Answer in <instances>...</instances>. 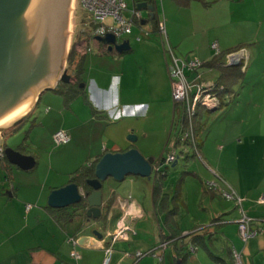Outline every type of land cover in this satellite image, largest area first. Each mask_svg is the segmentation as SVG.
<instances>
[{"label": "crops", "instance_id": "0c3cea01", "mask_svg": "<svg viewBox=\"0 0 264 264\" xmlns=\"http://www.w3.org/2000/svg\"><path fill=\"white\" fill-rule=\"evenodd\" d=\"M150 2L153 3V0ZM181 3L182 9L179 7ZM162 4L168 5V13H163L162 19L157 16L158 22L164 25L167 42L177 58L189 54L193 59L205 63L217 55L211 52V45L216 44L219 53L240 49L239 53L243 56L240 57L241 71L243 68L246 75L248 69L252 71L249 81L254 86L245 101L246 111L240 104L231 112L226 110L228 113L225 114L223 111L220 116H225L219 121L213 140L208 137L207 123H204L206 117L202 115L205 120L203 118L201 121L198 157L194 155L182 160L192 163L187 164L189 167L182 166L184 170L181 176L189 175L198 184L215 182L223 190L226 186L222 182L226 183L244 200L243 210L254 221L253 226L259 235L245 246L242 241L227 240L220 225L214 226L212 231L201 232L217 219L226 222L227 216L231 224L236 225L238 214L234 209L230 212L231 207L219 209L215 200L221 196L217 193L204 191L194 203L188 201V206L180 202L179 195L171 199L166 183L167 178H171L169 186L173 188V180L178 176V163L174 168H168L171 171L155 166L158 172H165L163 177L152 174L149 180L125 179L120 185L109 188L103 194V203L112 204L107 218L98 224L94 221L87 224L81 214L72 209L56 214L53 209L42 206L41 202L51 191L69 183L70 175L98 161L105 154L124 153L136 148L146 159L152 158V147L148 143L152 132L141 131L140 127L143 120L155 118L159 103H162L166 116H171V132L175 106L171 100L167 70L169 59L157 32H151L146 24L142 28L149 35L142 37L140 42L136 41L139 29L126 37L131 48L128 53H116L118 57H112L115 53H99L103 46L96 44L90 53L83 56L77 54L81 60L84 86L79 89L82 92L63 97L56 92V85L53 91L42 93L29 113L21 119L22 126L29 128L25 151H37L50 145L55 150L48 155L45 163L42 162L44 158L40 161L34 154H24L35 160L34 169L29 172L33 175H23V179L30 180L36 174V187L39 189L35 193V201L40 207L33 208L20 201L14 207V201L20 199L19 189L7 192L6 200L0 197L4 212L0 218V230L7 236L0 241V264H102L105 257L103 249L108 246L112 251L110 264H156L154 256L145 255L149 252L156 256L163 255V264H176L183 256L180 254L181 243L193 246L196 239L199 244L201 240L195 237L200 238L204 234L208 236L205 244L212 248L219 259L210 258L204 249L194 246V252L189 253L188 250L189 255L184 258L183 264L189 261L193 263V254L199 249L204 251L212 264H233L225 248L241 253L247 264H264V205L259 202L264 199V85L260 93H256L257 78L264 77V57L259 59L257 56H264V0H162ZM149 6H152L151 3ZM141 17L144 18L142 14ZM203 80L212 84L218 81ZM235 112H238L236 117ZM58 131L69 137L61 154L57 153V146L53 143V135ZM129 135L137 137L135 143L142 140L144 146L141 143L135 147L127 140ZM75 149L84 150L90 162H77L70 171L58 170L64 156ZM41 162L46 170L42 179L37 177ZM160 162L161 159L158 165ZM7 165L10 167L11 181L21 178V173L15 167ZM25 197H22L23 201ZM26 206H31V210L27 212ZM7 211L17 216L15 223L11 216H6ZM63 214L73 216L66 219ZM121 218L129 229L127 237L109 244L107 236L114 231ZM25 230L28 233L21 237ZM92 232H97V235ZM193 233L190 238H184ZM175 236L161 253L159 244ZM73 252L78 255L77 259L71 257ZM137 253L145 256L137 260Z\"/></svg>", "mask_w": 264, "mask_h": 264}, {"label": "water", "instance_id": "95a60500", "mask_svg": "<svg viewBox=\"0 0 264 264\" xmlns=\"http://www.w3.org/2000/svg\"><path fill=\"white\" fill-rule=\"evenodd\" d=\"M137 2V0H134ZM71 0H0V135L21 122L37 98L44 92L53 91L58 85L72 84L74 80L66 74L63 63L67 54V28ZM138 12L153 10L146 3L137 2ZM108 46V52L119 55L131 51L129 41L120 43L112 36L97 39ZM226 67H242L238 57L229 59ZM58 75V76H57ZM83 84L79 88H83ZM219 110V109H218ZM215 110V111H218ZM215 111L209 112L213 113ZM23 126L10 134L20 132ZM8 136V135H7ZM127 140L134 144L136 138ZM25 139L15 149H2V158L22 172H30L35 160L21 154ZM177 162L171 165V169ZM153 159H145L137 150L103 155L93 170V178L84 186L67 184L50 192L47 207L53 210L72 209L81 214L87 224L105 220L110 207L103 203V185L107 180L122 183L127 177L147 179L157 174ZM81 206V208H79ZM97 235V232H92ZM101 238V235H99ZM178 264V263H177Z\"/></svg>", "mask_w": 264, "mask_h": 264}, {"label": "rangeland", "instance_id": "374dc122", "mask_svg": "<svg viewBox=\"0 0 264 264\" xmlns=\"http://www.w3.org/2000/svg\"><path fill=\"white\" fill-rule=\"evenodd\" d=\"M149 1H152V0H149ZM71 3L72 4L70 5V9H69V20H68V28H67V48H66L67 49V54H66V59H67L68 53L71 50L75 51L76 44H79L82 41L83 37L80 36V31L82 29L90 30L89 27L86 24L87 21H88V15L82 9L79 1L78 0H71ZM125 3L127 4L129 10H131L133 8L132 0H125ZM142 3H146L147 6L150 5L146 1L145 2L143 1ZM153 3H155V6H154L155 9H156L155 13H157V16H159L162 19L163 13H165V14L168 13V5L166 4L164 6L162 4V0H153ZM182 3L179 6L181 9L183 8ZM151 4H152V2H151ZM141 14L144 16V18L147 17V12H141ZM125 17L129 18V14H125ZM111 23H112L111 20H107L105 22V24H111ZM147 29L151 30L152 29V24H148L147 25ZM254 30H256V26H254ZM136 32H137V27L134 26L132 33H136ZM150 36H152V35H150ZM158 37H160V36L158 35ZM160 39H161V42H162V46L164 47L163 49H165L166 48V42H164L161 37H160ZM143 41H145V39ZM80 45L82 46L81 43H80ZM131 45H133V41H131ZM251 47L252 46L250 45V48ZM255 51H257V49ZM211 52L216 55V52L214 50L211 49ZM113 53H115V52H113ZM234 54H239V52H236ZM113 56L114 57H118V55L116 53L113 54L112 57ZM212 56H214V55H212ZM238 56L239 55H236L235 57H238ZM257 56H258L259 59L264 57V56L258 55V54H257ZM179 58L180 59H184V60L185 59H189V61L196 60V59H193L192 55H189V54H185V55L179 56ZM66 59H65V62L63 63V66H62L63 69L62 70H65V68L67 67ZM239 59H240V57H239ZM199 62H201V61H199ZM251 72H252L251 69L250 70L248 69V74L247 75L245 74V71L242 72L243 74H242V77H241L239 83L237 85L233 86V92L226 96V100H225V102L223 104L222 109H219L218 111H215L213 113H207L204 110H199V113L201 114L199 116L200 117V121H202L203 118L206 117V121H204V123L205 124L207 123V127L206 128H207V132H208V137H210L211 140H213L214 131L217 129L219 121H222L224 116H225V115L224 116H220V114L223 113V111L226 114L228 112H231L235 107H239V106L240 107L244 106L245 111H246L247 103L245 101H246L247 95L250 94V91L253 88L252 86H254L252 84V81H249L250 77H252V73ZM199 73L202 75V79H205V80L209 79V80L214 81V82L219 80V76H220V74H218L219 72H217V71L201 70V71H199ZM260 78H261L260 76L257 78V79H259L257 81V85H256V93L257 94L260 93V90H261L262 86L264 85V82H263L264 81V77H262L261 79ZM248 81H249V84H248ZM249 85H250V88H249ZM254 104L257 105L258 103H254ZM165 112H166L165 109H162V103H159V108H157L155 118H151V119L149 118V119L143 120L142 121L143 126L140 127L141 131H144V132L147 131L148 132L149 130H151V132H152V137L150 138V140L148 139L149 140L148 143L150 142V144H151V147H152L151 148V153L153 154L152 155L153 157L152 158H148V159H153L155 163L159 162L160 159H162L163 161H166L168 155L171 154L174 151V149H175L173 131H171L169 133L170 123H171V116L167 117ZM237 114H238V112L236 114H234L235 115L234 117H236ZM202 115H204L203 118H202ZM214 119H216V120L214 121ZM204 120H205V118H204ZM115 122H117V121H115ZM139 126H141V125L139 124ZM14 127L10 128L5 133H7V132H9L10 134L14 133V132L11 131ZM28 131H29V128L27 129V127L24 126L23 128H21L19 133L15 134V135H13L11 137L6 136L4 139H2L0 141V147L3 150L6 147L15 149L18 145H20L22 143V139L24 138L25 139L24 146H23L22 149H18V151L21 154H23V155L27 154V153L34 154V155L37 156L36 158H38V160L41 161V159L44 158V160H42V162L43 161H44V163L47 162L48 155H50L55 150L54 146L50 145L49 148L46 147L44 149H40V150H37V151H31V150L25 151L26 150V144H27V141H28L27 140ZM143 135H144L143 133L140 134V137L142 138ZM32 137H33V134L31 136V138ZM133 137L137 138L135 135H133ZM141 143H142V140H140L138 143H134L135 144L134 146L135 147H139V145ZM142 144L144 146V143H142ZM56 149H57V153H60V154L63 151H65L64 146H57ZM133 149L138 151V149H136V148H133ZM183 150H184V148L181 147V146H179V147H177L175 149V151H177V152H181ZM186 154H188L187 158L189 156L190 157L192 156V152L191 151L185 152V155ZM73 158H74V162L71 163ZM83 160H84L83 164H86V162H90L89 159H86V152L84 150L75 149V151L69 152V153H67L64 156V158L62 160V163L60 165V169H58V168L57 169L60 170L61 172H65V170H67V169H69V171H70V170H72L74 168V166H75V164L77 162L79 163V162H82ZM197 160L199 161L200 159H197ZM42 162L40 163L39 168L37 170V177H40L41 179L46 175V170H45V168L43 169V163ZM177 163H178V166L176 167V169H177L176 170V174H178V176L173 180V188H171L169 186V183L172 181L171 178H169V177L167 178V183H166L167 187L166 188L168 189V192H171V199L176 198V196L179 195L180 196V200H181L180 202L182 204L184 203V204H186L188 206V205H190V204H188V201H190V202L193 201V203H194V201L196 200L197 196L202 194V192H204V191L205 192L206 191L209 192L208 190H206L207 188H206L205 185L207 183H210V181L198 184L189 175L181 176L182 172L184 170V168L182 166L185 165V167H189L188 165L190 163H192V162L190 161L189 163H185L184 161L182 162V160H179ZM201 163H203L202 160H201ZM1 166H2V164H1V161H0V195H3V196H0V197H2L3 199L6 200L8 198V196L6 194L7 192H11V191H15L16 192L19 189V191H21L20 192L21 193L20 194V199L14 201V204H13L14 207H17V203L16 202H18V201L22 202L21 204H23V205L24 204H30L33 208L40 207L41 205H37V202L35 201L36 200L35 199V197H36L35 193H37V191L39 189V188L36 187V178H35L36 174H35L34 178H31L30 180L23 179V175L25 177H31V175H33V173H29V172L25 173V172H22V171H20V170H18V169L13 167L16 171L21 173L20 175H22V176H20L21 178L17 177L16 178L17 181L16 180L15 181H11L10 178H6L7 174L5 172H3ZM80 166H82V165H80ZM170 167H171V165L162 166V168H164V169L165 168L168 169ZM205 169L208 172H212L208 167H205ZM169 171H171V170H169ZM130 178L132 179L133 177H127L126 178L127 181H129ZM182 179H183V181H181ZM219 181L222 182V180H220V179H219ZM222 183L224 184V182H222ZM41 184H42V182H41ZM118 185H120V184H117V183L113 182L110 179L107 180L104 183V185H103V194H106L109 188L116 187ZM26 186H28L29 188L26 187ZM197 187L200 188V189H198ZM23 196H26L24 198V201L22 199ZM47 197H48V195H47ZM219 199L215 200V203H216V205H217V207L219 209L227 210V209H230V207H231V211L230 212H232L233 209H234L233 211L237 212V209L235 208V205H234L233 202H226L221 197ZM28 201H29V203H26ZM193 203L191 205H193ZM225 203H227L228 205L225 204ZM41 204H43L42 205L43 207H46L47 206V198H46L45 201H42ZM2 205H3V203L0 202V218H1V216L4 215V212L2 211L3 210L2 209ZM232 206H233V208H232ZM9 214L10 213L8 212V214H6V216L9 217V218L11 216L12 219H14V223H15V221L17 220V216L15 214H13V213H11L10 215ZM237 214H238V212H237ZM180 215H183V213H181ZM192 215H195V214L193 213ZM225 219L224 220L226 222L221 221L219 224L216 223L215 221L212 222L211 226L208 227V229H203V233L204 232L206 233V231H212L214 226L220 225V228H224L223 233H224V236L226 237L227 240H229L230 242H231V240L233 241V239L237 240V241H241V238H240L239 233H238V225H237V223H236V225L231 224L232 221L230 220L229 216L225 217ZM227 222H229L230 224H228ZM125 226L127 227V225H125ZM14 227L17 230V226L14 225ZM116 227H117V225H116ZM117 230L118 229L115 228L114 231L113 230L112 231L116 232ZM0 232H1L0 233V241L1 240L3 241V238L6 239L7 236L5 237V235H3V233H2L3 231L0 230ZM26 233H28V231H26V230L23 231L22 234H21V237L25 236ZM191 236L192 235H186L184 238H190ZM186 240H188V239H186ZM164 242L165 241H162L161 243H164ZM189 242H191V241H189ZM167 247H168V244H167L166 248ZM217 248H218V246H217ZM219 248H221V247H219ZM193 255L195 256V258H194L195 261L193 263L189 261L188 264H212L210 262V259L206 256V254L204 253V251L202 249H199ZM227 258H228V256H227Z\"/></svg>", "mask_w": 264, "mask_h": 264}, {"label": "built area", "instance_id": "2783aa9c", "mask_svg": "<svg viewBox=\"0 0 264 264\" xmlns=\"http://www.w3.org/2000/svg\"><path fill=\"white\" fill-rule=\"evenodd\" d=\"M82 9L88 15L87 26L89 27L90 39H82L80 42L82 46L76 44L75 53L83 56L91 52V49L96 44L97 39H103L106 36H112L117 43L125 40L126 37L130 36L133 27L136 22L142 19L141 12H138L134 7L129 10L125 0H78ZM134 0H132L133 6ZM125 14H129V18L125 17ZM107 20H111V24H105ZM157 34L166 42V48L164 49L166 56L169 59L167 65L168 75L170 79L171 87V100L174 106H178L182 110V122L172 125V128L180 132L182 131V139L184 141H189L191 143V148L194 150L195 139H194V119L197 115L198 110H204L209 113L215 110H218L222 106V101L220 98V93L223 90L222 87L211 82H206L202 79V75L199 71L203 69V63L198 60H187L179 59L173 53L171 47L169 46L164 25L158 22ZM137 42H140L141 39L139 36L136 38ZM102 50L99 53L107 54L108 46L102 45ZM164 48V47H163ZM211 49L219 54L218 47L216 44L211 45ZM239 55L238 57H243L241 53L239 54H228L226 56V61L233 58L234 56ZM243 72V68H242ZM226 100V97H225ZM173 130V131H174ZM174 131V132H175ZM69 142V137L66 133L58 131L53 135V143L55 146H63ZM190 147L185 148L181 152L174 151L168 155L166 161H162L163 165L169 166L178 162L179 160H185L187 155L185 152L190 151ZM198 157V153H196ZM2 158V148L0 147V159ZM225 184V183H224ZM206 190L210 193H218L222 199L227 202H233L235 208L238 212V219L236 221L238 225V233L241 238V241L246 246L249 241L255 239L259 235V231L254 228V221L247 216L244 212L242 204L243 199L238 197L235 192L225 184L226 188L223 190L215 182L207 183ZM261 205H264V199L259 201ZM31 206H26V211L31 210ZM118 229L116 232L108 234L107 238L109 244H113L116 241L125 240L129 229L125 226L123 219H119L117 222ZM71 242V240H70ZM74 245V241H72ZM167 242L160 243L158 250L162 252L165 251ZM105 257L102 261V264H110L111 248L110 246L104 247L103 249ZM190 252H194L193 249H190ZM147 255H152L156 258V264H163L164 257L156 256L152 252H149ZM140 253L135 255L136 259L144 257ZM71 257L74 259L78 258V255L73 252ZM232 263L233 264H247L243 259L241 253L236 252L235 250L231 251Z\"/></svg>", "mask_w": 264, "mask_h": 264}, {"label": "trees", "instance_id": "16d2710c", "mask_svg": "<svg viewBox=\"0 0 264 264\" xmlns=\"http://www.w3.org/2000/svg\"><path fill=\"white\" fill-rule=\"evenodd\" d=\"M143 1H146L149 4L151 3L149 0H137V2H143ZM137 2L135 1L134 4H136ZM151 5L153 6V11H151L150 13H148V11H144V12H147V17H145V18L139 20V22L135 23V26L140 31L139 32V38L140 39L142 37H147V34L149 33V32H145V30L142 28L143 25L152 24L151 32L157 31L158 18H157V14L155 13L156 9H155L153 3ZM133 7L135 8V6H133ZM80 36L83 37L82 39H86V40L90 39L89 30L82 29L80 31ZM239 51H240V49H236V50L229 51L226 53H219L216 56H214L210 61H207L205 63L203 62V69L204 70L205 69L216 70L220 74L219 80L216 82V85H219L220 87L223 88V90L220 93L222 105L225 102V97L233 92V86H235L239 83V81L242 77V74H243L241 72V67H238V68L226 67L225 66V62H226L225 58L228 54H234V53L239 52ZM66 61H67L66 62L67 67L65 68V72L68 76H70L74 80V82L72 84H68V85L58 83V85L56 87V92L63 97H68L73 93L74 94L81 93L82 91L79 89V85L83 84V80L81 77V75H82L81 74L82 73L81 60L79 59V56H77V54L73 50H71L68 53ZM200 115L201 114L199 113V110H198L197 115L194 119V139H195V146L193 147L194 150L190 147L191 143L189 141H187V140L184 141L182 139L183 138L182 137V131L181 132L179 130L175 131L171 125V131H173V130L175 131V132L173 131L175 149L179 146L183 147L184 149L190 147V149H188V150H190L192 152V156H194V155L196 156V153H199L198 152L199 134H200V131H202V124H201L200 117H199ZM181 122H182V110L178 106H176L174 108L172 124L175 125L176 123L179 124ZM0 161L2 164L3 172H5L7 174L6 178H9V168L10 167L7 165V162L5 161L4 158H1ZM98 161L92 163L91 165L81 167L77 171H75L72 175H70L68 184H76L79 187L84 186V182L86 180H90L93 178V170H94L95 165L98 163ZM161 161H163V160L161 159ZM162 174L165 175V172L161 171V172H158L156 175L157 176L161 175L163 177L164 175H162ZM110 205H111V202L108 203L109 207H110ZM79 208H81V206ZM60 211H65V210H54V212L56 214H57V212L60 213ZM72 216L73 215H70V214H63V217L64 218L66 217V219L72 218ZM215 222L219 224L221 221L219 219H217V220H215ZM201 232H203V230ZM194 234L195 233L190 234V235H194ZM176 237L177 236L169 238L168 240H165V242L168 243V241L173 240ZM199 237L200 238L195 237V238L201 240L199 242V244L196 243V239L193 240L194 241L193 246H189L187 244L184 245L183 243H181L180 254L182 253L183 256H182L181 260H178L176 262V264L177 263L183 264V262L185 261L184 258L186 256H188L190 253V249H194L196 246H200L202 249H204L210 258L217 259V260L219 259V258L215 257V253L212 250V248L205 244V241H206L208 236L204 234V235H201ZM209 239H211V238H209ZM207 243H209V242H207ZM186 250H187V252H185ZM188 250H189V253H188ZM225 250H226V252H228L227 255H229L230 259H232V257H231L232 249L225 248Z\"/></svg>", "mask_w": 264, "mask_h": 264}, {"label": "flooded vegetation", "instance_id": "af4514ba", "mask_svg": "<svg viewBox=\"0 0 264 264\" xmlns=\"http://www.w3.org/2000/svg\"><path fill=\"white\" fill-rule=\"evenodd\" d=\"M68 20H69V17H68ZM65 71V70H64ZM22 125V122H20V123H17L16 125H15V127L11 130L12 132H15L16 130H18L19 128H20V126ZM9 136L10 135V133L9 132H7V133H3V136Z\"/></svg>", "mask_w": 264, "mask_h": 264}, {"label": "bare ground", "instance_id": "6f19581e", "mask_svg": "<svg viewBox=\"0 0 264 264\" xmlns=\"http://www.w3.org/2000/svg\"><path fill=\"white\" fill-rule=\"evenodd\" d=\"M72 4V3H71Z\"/></svg>", "mask_w": 264, "mask_h": 264}]
</instances>
